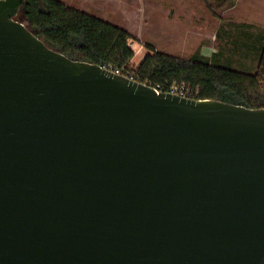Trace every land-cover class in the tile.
I'll use <instances>...</instances> for the list:
<instances>
[{
	"label": "water",
	"instance_id": "water-1",
	"mask_svg": "<svg viewBox=\"0 0 264 264\" xmlns=\"http://www.w3.org/2000/svg\"><path fill=\"white\" fill-rule=\"evenodd\" d=\"M0 1V264H264V108L48 46Z\"/></svg>",
	"mask_w": 264,
	"mask_h": 264
},
{
	"label": "trees",
	"instance_id": "trees-1",
	"mask_svg": "<svg viewBox=\"0 0 264 264\" xmlns=\"http://www.w3.org/2000/svg\"><path fill=\"white\" fill-rule=\"evenodd\" d=\"M17 18L48 46L71 58L111 65L163 90L185 84L192 98L264 108V31L256 35L240 26L232 43L219 44L210 57L200 51L180 57L149 43L136 67L127 29L62 0H26Z\"/></svg>",
	"mask_w": 264,
	"mask_h": 264
},
{
	"label": "rangeland",
	"instance_id": "rangeland-1",
	"mask_svg": "<svg viewBox=\"0 0 264 264\" xmlns=\"http://www.w3.org/2000/svg\"><path fill=\"white\" fill-rule=\"evenodd\" d=\"M62 1L127 29L132 35L130 45L135 51L132 64L136 67L148 52L147 45L149 43L158 51L180 57H190L202 40H213L214 36L210 35V31L214 33L215 26L217 25V18L212 19V15L204 14L207 25L205 33L199 36L189 33L185 37L177 36L172 38L165 30L166 24L169 23L166 19L165 4L163 6L159 5L160 7L157 6L158 9H155L151 0H87V4L78 0ZM93 5H97L98 8H95ZM192 13H194V7L191 8L190 15ZM178 15L179 11L178 7H176L172 15L173 20H177ZM151 18L159 21V28L153 27L156 21L151 20ZM185 18V16L181 17L178 24H184ZM170 22L173 24L172 20ZM188 22L191 25L195 23L186 20V23ZM225 39L221 37L219 39L215 38V44H223ZM202 51L205 54H210L212 48L206 46Z\"/></svg>",
	"mask_w": 264,
	"mask_h": 264
},
{
	"label": "crops",
	"instance_id": "crops-1",
	"mask_svg": "<svg viewBox=\"0 0 264 264\" xmlns=\"http://www.w3.org/2000/svg\"><path fill=\"white\" fill-rule=\"evenodd\" d=\"M87 4V0H78ZM154 8L158 9L159 5L166 6V19L169 23L166 24L165 30L172 38L181 36H188L189 33H193L199 36L205 33L206 22L204 14L212 15L211 18H217V25L215 26L214 33L210 31V35L214 36L213 40H202L197 49L193 52L200 51L204 56L210 57L213 53L218 51V45L215 44V38H226L224 42L227 45L232 43L233 36L237 35L239 29H242L243 25H246L244 29L251 28L255 31L254 34H263L260 31H264V0H151ZM98 8L97 5H93ZM178 7L179 15L178 19L173 20V13L175 8ZM194 7V13H191V8ZM161 9V8H160ZM152 13V11H151ZM183 15V16H182ZM184 19V24H178L181 17ZM196 17V18H195ZM195 19V20H194ZM156 21L154 28L160 27L157 19L151 18ZM173 21V24L170 21ZM186 20L192 21L194 24L186 23ZM175 21V24H174ZM251 25V26H250ZM258 28V29H257ZM259 30V31H258ZM253 35V34H251ZM223 42V43H224ZM212 48L210 54L203 53L204 47Z\"/></svg>",
	"mask_w": 264,
	"mask_h": 264
},
{
	"label": "built area",
	"instance_id": "built-area-1",
	"mask_svg": "<svg viewBox=\"0 0 264 264\" xmlns=\"http://www.w3.org/2000/svg\"><path fill=\"white\" fill-rule=\"evenodd\" d=\"M0 1H5V0H0ZM103 68L113 72L114 74L117 75H123L131 80H135L134 76L132 73L130 72H124L119 68H115L111 65H102ZM137 81V80H136ZM158 88V87H157ZM160 91H164V92H168V93H172V94H177L181 97H187V98H192L190 95V90L189 88L185 85H177V84H173L168 90H163L158 88Z\"/></svg>",
	"mask_w": 264,
	"mask_h": 264
}]
</instances>
